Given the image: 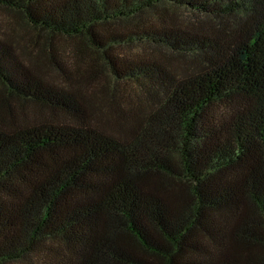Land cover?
Segmentation results:
<instances>
[{
	"label": "trees",
	"instance_id": "obj_1",
	"mask_svg": "<svg viewBox=\"0 0 264 264\" xmlns=\"http://www.w3.org/2000/svg\"><path fill=\"white\" fill-rule=\"evenodd\" d=\"M169 6L210 30L148 19ZM0 7L147 91L143 102L106 90V118L0 38V264H264V0ZM138 45L196 64L176 75L118 52ZM7 98L50 115L18 122Z\"/></svg>",
	"mask_w": 264,
	"mask_h": 264
},
{
	"label": "rangeland",
	"instance_id": "obj_2",
	"mask_svg": "<svg viewBox=\"0 0 264 264\" xmlns=\"http://www.w3.org/2000/svg\"><path fill=\"white\" fill-rule=\"evenodd\" d=\"M166 18V22L182 28H197L207 32L210 30L211 22L190 12L177 7H164L151 13L149 20L158 21ZM134 23L125 25V29ZM8 37L16 45L20 59L24 63L37 60L48 81L62 85L72 83L73 88L84 95L94 97L100 102L101 113L108 118L111 105L107 103L106 90L115 92L119 97L126 95L144 96L147 91L143 88L128 83H114L104 68L98 56L89 49H84L80 54L73 51L75 42L72 39L48 35L44 31L33 29L25 24L19 15L9 9L0 7V38ZM50 43V44H48ZM24 51V52H23ZM120 54L127 57L154 58L164 62L176 75L184 69H191L195 62L171 54L165 49L154 46L138 45L130 48H119ZM60 70H63L62 73ZM65 78L71 79L65 81ZM9 103L18 112V122L32 121L38 117L50 115L49 111L41 110L28 103H20L13 98H7ZM139 100V99H138ZM137 101V98H136Z\"/></svg>",
	"mask_w": 264,
	"mask_h": 264
}]
</instances>
